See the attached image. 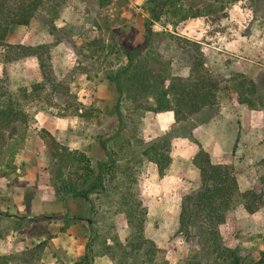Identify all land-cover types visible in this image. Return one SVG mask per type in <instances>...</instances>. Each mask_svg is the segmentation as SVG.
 Returning a JSON list of instances; mask_svg holds the SVG:
<instances>
[{
  "label": "rangeland",
  "instance_id": "1",
  "mask_svg": "<svg viewBox=\"0 0 264 264\" xmlns=\"http://www.w3.org/2000/svg\"><path fill=\"white\" fill-rule=\"evenodd\" d=\"M151 1L111 0L102 6L100 0H66L56 18V24L61 28L59 34L50 33L46 20L52 17V13L43 8L41 15L29 25L15 28L10 34L12 38L7 39V43L15 45L50 44L54 71L59 79L68 82L69 92L66 96L55 94L51 104L39 100H19L27 121L18 124V132L9 137L6 150L0 157V208L8 215L0 217V264H4V257L9 256L15 258L7 264H74L84 254L89 236L86 222L62 229L64 220L61 216L67 213V208L57 198L49 179L51 165L43 135L46 131L50 132L60 143L85 152L94 162L106 158L98 140L99 134L112 131L118 124L117 115L112 113L117 93L109 75L126 63L125 48L133 51L146 42L145 26L151 19L149 9L154 6ZM169 5L161 20L152 21L155 35L140 55L155 67L162 64L172 75L187 78L194 56L182 48L174 34L204 42L206 66L229 80L230 87L221 94L220 108L211 121L200 123L205 115H198L191 124H176V127L181 131V126L189 128L197 124L203 128L211 124L209 141L211 139V144L219 147L212 160L226 163L234 169L242 191L255 189L262 192L264 109H250L246 104L236 106L231 104V100L234 97L239 103L232 83L238 73L255 80L264 76V56L260 53V48L264 46V19L260 14L254 16L252 6L246 0L178 1V7L183 11L191 7L208 9L206 16L185 20H180L181 13L174 15L172 4ZM238 6H243L242 10ZM224 13L227 16L218 20V16ZM255 20L259 22L252 31ZM218 31L231 39L238 38L240 33L249 39L254 36L250 45L257 51L254 54L244 51L240 41L245 40L238 38L236 50L228 54L217 52L216 47H221L219 37L215 38L219 35ZM60 37L61 41L56 43ZM15 51L6 56V45H0V86L18 98L21 88L30 87L39 80L40 69L36 58L17 56ZM12 56L17 58L11 60ZM86 109L94 111L87 117L82 116ZM121 111L128 122L126 136L133 134L136 137L133 149L138 148L137 159L140 160L136 165L138 197L147 209L145 235L165 252L168 264H208L195 238L179 231V210L174 216L177 199L170 205L156 203L157 199L164 201L175 192L180 191L184 195L198 187L199 178L194 176L191 168L194 162H188L189 155L184 156L188 162L183 170L186 186L180 188L179 182L173 184L175 179L162 184L157 177H153L150 161L141 157L144 146L137 145V140L150 141L156 133L163 135L174 126L173 119L167 112L161 114L137 108L133 100L125 97L122 98ZM8 164L15 165L16 169ZM193 168L198 170L195 165ZM174 175L180 176V170ZM26 198L30 199L29 208ZM102 201H96L99 213H103L102 216L97 214L100 228L108 230V226L114 223L115 231L125 240L129 234L128 223L126 213L118 210V199ZM71 205L77 207L74 202ZM17 215L20 220L16 219ZM43 231L44 234L41 233ZM221 233L225 243L239 247L243 257L256 261L263 259L264 206L254 213L243 207L237 208L222 225ZM35 252L40 254L39 258L26 263L29 255ZM95 264L114 262L109 256H99Z\"/></svg>",
  "mask_w": 264,
  "mask_h": 264
},
{
  "label": "trees",
  "instance_id": "2",
  "mask_svg": "<svg viewBox=\"0 0 264 264\" xmlns=\"http://www.w3.org/2000/svg\"><path fill=\"white\" fill-rule=\"evenodd\" d=\"M178 1L182 0L151 1L154 6L149 9L151 19L145 26L146 42L133 51L125 48L126 63L109 75L117 93V103L112 113L117 115L118 124L112 131L99 134L98 140L106 158L94 162L85 152L70 149L60 143L50 132L46 131L43 135L51 165L49 179L57 198L67 208V213L61 216L64 220L62 229L86 222L89 233L85 252L74 264H95L99 256H109L114 264H168L165 252L145 235L147 209L142 206L143 201L138 197V148L133 149L135 135L126 136L129 129L127 119L121 111L122 98L133 100L137 108L144 110L157 113L173 112L175 121L172 128L150 141L137 140L139 147L144 146L141 157L156 163L159 175L164 177L173 163V141L179 137L194 140V129L198 126H181L179 131L176 124H191L198 115H205V119L200 123L211 121L218 113L216 110L220 108L221 94L230 87L229 80L206 66L202 42L174 34L182 48L194 56L187 78L172 75L162 64L155 67L150 60L143 59L140 55L155 35L152 21L161 20L165 8L170 6L169 3L172 4L174 15L181 13L180 20L208 15V9L191 7L183 11L178 7ZM246 1L250 2L254 16L260 14L264 19V0ZM65 2L66 0H0V45H6V56L10 51L12 53L16 50L17 56L36 58L40 69L39 80L30 87L21 88L17 94L18 98H14L4 86H0V157L6 150L9 137L18 132V124L27 121V115L20 107L19 100H39L51 104L55 94L66 96L69 92L68 82L59 79L54 71L50 44L15 45L7 43V39L15 28L27 26L36 16L41 15L43 8L52 13V17L46 20L50 33L59 34L61 28L57 26L56 18ZM110 2L111 0H100L102 6ZM226 16V13L219 15L218 20ZM61 39H57L56 43ZM10 58L13 60L17 57ZM232 83L239 103L246 104L250 109H264V76L255 80L238 73ZM141 101L146 103H140ZM80 108L77 107L78 110ZM84 111L81 115L87 117L94 110ZM199 148L193 159L200 173L199 186L182 196L178 213L179 231H185L195 238L208 264H263L264 258L256 261L243 257L239 247L227 245L221 227L237 208L243 207L249 213H254L263 207L264 190L242 191L234 169L226 163L213 162L210 153L200 144ZM261 164V181L264 186V158ZM8 166L16 169L15 165ZM114 198L118 199L120 204L119 212L126 213L129 234L125 240L115 231L114 223L108 226V230L100 228L101 225L98 224L97 214L102 216L103 213H99L96 201L104 199L113 202ZM26 200L29 208L30 199ZM73 202L77 207L71 205ZM5 216H8L7 213H3L0 208V217ZM16 219L21 218L17 215ZM41 233L44 234L45 231ZM39 256L37 252L31 253L26 263L35 262ZM13 258L15 257H4V264Z\"/></svg>",
  "mask_w": 264,
  "mask_h": 264
},
{
  "label": "crops",
  "instance_id": "3",
  "mask_svg": "<svg viewBox=\"0 0 264 264\" xmlns=\"http://www.w3.org/2000/svg\"><path fill=\"white\" fill-rule=\"evenodd\" d=\"M241 2V1H240ZM240 9L243 8V6H238ZM242 10V9H241ZM259 22V20H255L253 23H252V26H251V29L253 31V29L256 28V24ZM222 24H224L222 22ZM219 35L216 36L215 38H218V42L220 43V46L221 47H216V50L217 52H222L223 54H228L229 52H232V50H236L237 46H238V41L240 38L241 40H245L244 42L243 41H240V44L242 45L244 51H247L250 53H253L256 52L257 50L253 49L252 48V45H250V39H255L254 36H251L250 39L248 36L244 35L243 33H240V35H238L239 37L238 38H226L221 32V31H218L217 32ZM12 36L9 35V39H11ZM202 42V41H200ZM204 43V42H202ZM236 46V48H235ZM211 51H214V50H211ZM233 52H236V51H233ZM242 52V51H241ZM262 52V55L264 56V46L260 48V53ZM236 56H239L238 54L235 53ZM264 67V64L263 66ZM231 104H234L236 106H244V104H239L235 101L234 97L232 98L231 100ZM242 108V107H241ZM224 109V108H223ZM222 109V110H223ZM222 112V111H221ZM170 116L171 119H173V121H175L174 119V114L173 112L171 111H168L167 112ZM161 114H165V113H161ZM211 124L210 126L207 125L205 127H201V126H198L196 129H194V138L196 140H198V142L194 141V140H191V139H188V138H184V137H179V138H175L174 142H173V149H174V153H173V163H172V166L171 168L169 169L168 173L164 176V177H161L159 175V172H158V166L156 163L154 162H149L151 165H152V175L154 178L157 177L158 181H161L162 184L164 183H167V182H172L174 179V183L173 184H176L177 182H179L178 186L181 188L182 186H186L185 184V180H184V177H186L185 173H183V170L185 171V169L187 168V164L188 162H192L193 163V159H194V156L196 154V152L198 151V143H200L203 148L208 151L211 155V158L213 155H216L218 154V151H219V147L217 145H214L215 143L211 144V139L209 141V138H210V129L211 128ZM208 131V132H207ZM154 136H159L158 133L154 134ZM153 138V137H150V139ZM190 152V154H189ZM190 157V160L188 162H186V159L184 158V156H188ZM180 156H183V158H181ZM188 157V158H189ZM214 162V161H213ZM178 164V166L176 165ZM189 167V166H188ZM193 167H194V164H193ZM192 168V171H193V174L194 176H197V178H199V171L195 168ZM180 170V176L179 175H174L176 172L178 173V171ZM178 179V180H176ZM199 181V180H197ZM239 181V185H240V188L242 189L241 187V183H240V180L238 179ZM195 186V184H194ZM199 186V185H197ZM243 190V189H242ZM182 195L181 192H175L172 196L170 197H166L164 199V201L162 200H156V203L158 205H170V204H173L175 203V199H177L176 203V210L174 212V216L178 213V210L180 208V205H181V201H182ZM178 197V198H177ZM162 198V197H161ZM153 202V201H152Z\"/></svg>",
  "mask_w": 264,
  "mask_h": 264
}]
</instances>
